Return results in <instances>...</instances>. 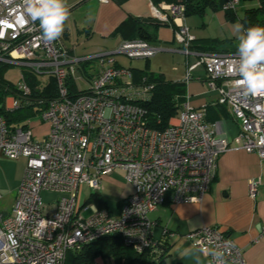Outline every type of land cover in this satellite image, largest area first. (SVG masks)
<instances>
[{
  "label": "built area",
  "instance_id": "2783aa9c",
  "mask_svg": "<svg viewBox=\"0 0 264 264\" xmlns=\"http://www.w3.org/2000/svg\"><path fill=\"white\" fill-rule=\"evenodd\" d=\"M239 3L229 0L223 9L236 11ZM152 12L159 22L172 21L175 39L193 53L195 38L183 21V5L161 3ZM158 52L135 38L122 40L112 51L76 56L61 38H41L38 22L26 15L25 0H0V62L50 75L58 90L40 114L50 125L41 139L30 127L11 129L0 117V151L12 160L26 159L11 211H0V264H66L69 250L110 234L143 253L174 236L163 228L161 238H155L149 214L168 201L201 202L222 153L237 148L264 161V97L246 96L238 87L237 51L194 52L199 60L188 65L183 79L187 84L192 71L204 67L210 86L220 93L218 103L228 105L239 124L235 139L219 135L206 120V108L193 107L188 99L165 129L151 126L144 104L153 97L154 83L146 78L135 82L132 70L117 65L116 56L150 59ZM93 60L95 69L85 71L83 65ZM80 76L89 82L86 89L77 86ZM71 82L81 91L76 97H70ZM17 87L31 92L24 72ZM12 98L7 110L19 106ZM116 172L132 186L118 213L87 200L79 203L83 186L102 193L103 178ZM260 184L261 178L249 181L252 198ZM45 192L58 196L46 201ZM88 210L91 214L84 216ZM186 237L203 250L206 264L213 261L209 251L218 247L226 250L227 263L247 264L243 250L218 226H203Z\"/></svg>",
  "mask_w": 264,
  "mask_h": 264
},
{
  "label": "crops",
  "instance_id": "0c3cea01",
  "mask_svg": "<svg viewBox=\"0 0 264 264\" xmlns=\"http://www.w3.org/2000/svg\"><path fill=\"white\" fill-rule=\"evenodd\" d=\"M67 4L71 15L60 38L72 54L80 57L116 49L125 40L116 30L128 18L135 17L143 21L154 19L152 6L155 4L152 0H67ZM183 21L197 40L195 48H190L193 53H186L184 46L175 39L176 26L172 21L160 22L156 37L148 41L159 52L150 59L129 60L124 55H117V65L131 69L135 82L143 79L139 71L147 70L169 81L183 83L186 88L185 101L188 99L198 109L206 108V120L215 124L218 134L235 139L240 131L239 124L230 107L218 103L220 93L210 86L204 69L193 70L187 84L183 79L188 65L193 64V60L198 61V55L194 52L236 51L237 40L232 26L240 21L230 19L224 10H208L203 17H184ZM208 41H228V44L211 46ZM123 58L128 59L129 63H125ZM7 99L10 102L13 98ZM32 121L33 118L27 124L37 129L35 137L41 139L46 136L50 125L41 120V123L47 124L45 127L38 122L32 126ZM236 144L234 141L231 146L235 147ZM25 167V158L12 160L0 151V190L2 196L9 193L14 196L13 204L24 178ZM253 178H261L255 198L250 196L249 191V181ZM103 184V191L107 187L114 188L113 193L119 199L118 213L131 194L132 186L119 172L104 177ZM103 191L100 194L107 202V209L114 213ZM91 195L92 192L87 196V201ZM149 218L155 223V238H161L163 228L174 233L169 239L170 249L165 264H206L203 253L186 237L191 231L203 226L220 227L243 250L247 264H264V161L256 153L230 149L219 156L216 176L201 202L168 201L151 212ZM188 249L193 250L192 255L185 254ZM96 261L105 264L102 258Z\"/></svg>",
  "mask_w": 264,
  "mask_h": 264
},
{
  "label": "trees",
  "instance_id": "16d2710c",
  "mask_svg": "<svg viewBox=\"0 0 264 264\" xmlns=\"http://www.w3.org/2000/svg\"><path fill=\"white\" fill-rule=\"evenodd\" d=\"M229 0H152L159 6L161 3L183 5L184 17H203L208 10H224ZM250 3L242 15L238 11L225 10L230 19H238L245 28L252 25L264 26V0H240ZM161 23L155 19L143 21L140 18L130 17L124 21L116 30V33L126 39L140 38L146 41L156 37V30ZM209 42V41H208ZM228 41H210L211 46L228 44ZM197 40L192 42L195 48ZM237 51V49H235ZM228 52V51H225ZM10 64L0 62V117L6 119L11 129L17 127H28L27 121L40 116L48 107L51 100L57 97V86L55 79L43 83L39 76L33 71L24 69V76L31 92L26 94L20 91L17 84L5 77ZM88 64L83 65L86 71ZM137 70L136 72H138ZM142 78L154 83V94L150 101L144 106L149 112L151 126L165 129L170 119L175 116L185 102L186 88L183 83L173 82L165 79L160 74L139 71ZM81 91L75 83H70V97H76ZM15 97L19 106L13 110H7L6 99ZM89 203H96L100 209H107V202L100 193H92ZM169 241H163L158 246L138 253L131 246L125 244L122 238L115 234L103 236L95 241L83 245L80 249H71L67 253L66 264H98L96 259L102 258L105 264H165L169 255Z\"/></svg>",
  "mask_w": 264,
  "mask_h": 264
},
{
  "label": "clouds",
  "instance_id": "9594fccd",
  "mask_svg": "<svg viewBox=\"0 0 264 264\" xmlns=\"http://www.w3.org/2000/svg\"><path fill=\"white\" fill-rule=\"evenodd\" d=\"M25 12L32 22H38L41 38L46 42L63 35L71 15L67 0H25ZM232 31L237 40V85L246 96L264 97V26L245 28L236 22ZM185 254L192 255L193 250L188 249ZM209 255L213 258L212 264H227L223 248L211 249ZM196 259L199 261V256Z\"/></svg>",
  "mask_w": 264,
  "mask_h": 264
},
{
  "label": "rangeland",
  "instance_id": "374dc122",
  "mask_svg": "<svg viewBox=\"0 0 264 264\" xmlns=\"http://www.w3.org/2000/svg\"><path fill=\"white\" fill-rule=\"evenodd\" d=\"M250 3L247 2H243L241 1L238 5V11H239V15H242L244 13V10L249 6ZM125 59V58H123ZM197 60H199L198 58H196ZM127 60V61H126ZM131 60V59H129ZM128 59H125L124 62L129 63ZM196 60H193V64L196 63ZM96 66V61H92L90 63H88V70L92 71L94 69V67ZM198 68H203V66H199L197 68H195L194 70L198 69ZM24 69H28V67L25 66H19V65H11L9 66L8 70L6 71L5 77L10 80L11 82L18 84L21 80H22V72ZM30 69V68H29ZM205 71V69H204ZM206 71H205V76H206ZM39 78L41 79V81L43 83H46L49 79H50V75H38ZM27 82V80H26ZM77 86L79 87V89H86L89 86V82L83 78L82 76H80L77 81ZM28 85V83H27ZM29 86V85H28ZM57 86V85H56ZM58 93V90H57ZM40 116L34 117L33 121H32V126H36L37 122L39 123V125H43V127H45L47 124L49 125V123L45 124V123H41L40 122ZM34 136H35V131L37 129H33L31 128ZM49 133V132H48ZM47 133V134H48ZM43 136V135H42ZM42 138V137H40ZM16 160V159H15ZM103 189H104V184H103ZM114 188H109L107 187L104 191L103 194L105 195L106 200L108 201L109 204V208H111L114 211V214L117 213L118 210V196L114 195L115 193H113ZM91 190L89 188H87L86 186H83L81 188V194H80V198H79V203L83 204L85 202V200L87 199V196L90 195ZM57 194H51V193H43V197L46 201H52L54 199L57 198ZM13 201H14V196L9 193V194H5L4 196H2V198L0 199V211H5V212H10L12 205H13ZM90 205H93V203H91ZM91 214V210H88L86 212H84V216H89Z\"/></svg>",
  "mask_w": 264,
  "mask_h": 264
}]
</instances>
